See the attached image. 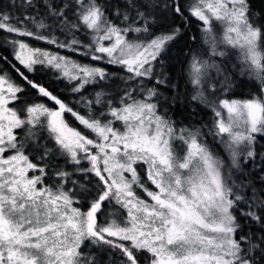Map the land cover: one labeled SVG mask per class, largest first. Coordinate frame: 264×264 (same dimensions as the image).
<instances>
[{
    "label": "snow or ice",
    "instance_id": "obj_1",
    "mask_svg": "<svg viewBox=\"0 0 264 264\" xmlns=\"http://www.w3.org/2000/svg\"><path fill=\"white\" fill-rule=\"evenodd\" d=\"M21 7L19 16L0 10L12 57L0 63L15 73L0 68V264H264V97L228 98L235 84L223 62L238 50L239 73L264 85V8L257 14L253 0ZM193 19L205 47L188 53L191 99L213 117L202 127L174 120L178 97L164 95L175 87L165 61L187 44ZM41 69L75 102L37 82Z\"/></svg>",
    "mask_w": 264,
    "mask_h": 264
},
{
    "label": "trees",
    "instance_id": "obj_2",
    "mask_svg": "<svg viewBox=\"0 0 264 264\" xmlns=\"http://www.w3.org/2000/svg\"><path fill=\"white\" fill-rule=\"evenodd\" d=\"M59 2V0H57ZM22 0H0V10L4 12H8L14 16H19L22 12L25 11L24 8L21 7ZM254 3V11L259 14L260 9L264 8V0H253ZM201 27L200 23L193 19L191 28L188 32V37L186 40H181L177 47H174L170 53L171 59L166 60L165 63L168 65L166 69V75L172 80V91L164 92V95L171 101L173 97H178L176 102L173 104L172 108L169 110V115L172 116L174 120L178 123H182L185 126L193 125L195 127H202L205 125L210 126L212 120V113L209 109L204 107L203 105H197L196 102L192 101L191 97L194 94L191 85L188 83V64L189 50H203L205 46L202 45L200 40V32L198 29ZM196 36V42H191L190 37ZM63 39V37H61ZM36 47H44L51 48L53 51L56 49L53 46H49L44 44L43 42H33ZM180 49L183 51L181 52ZM62 55H67L74 60H77L80 63H88V59L80 56L79 54H74L68 52L64 49L59 50ZM0 55L7 56L10 60L11 57V48L5 42L4 35L0 34ZM13 63H16L13 61ZM19 66V65H18ZM0 68H3L4 71L13 76L15 78V73L11 70V68L3 63H0ZM23 70V69H22ZM111 71H118L115 67L110 69ZM37 82L44 84L49 87V90L53 91L54 94L60 95L62 99H65L69 102L74 103V99L72 94L68 88L65 86V82H61L55 79L52 72H48L47 70L41 69L37 71L35 74H32ZM123 75V73H121ZM235 84V87L232 89L234 92L228 94V98L230 99H253V98H261L264 97V88L260 82H257L252 79L246 78H232ZM98 90V89H97ZM92 89H89L91 92ZM161 91H164L163 87ZM35 93H33V96ZM66 119L69 121L72 127L82 129L83 126L79 125L78 122L74 120L70 115L66 116ZM204 131L207 132L208 128L205 127ZM208 142L212 143V137L209 135L207 137ZM264 139H260L258 137L257 150L264 151ZM217 152L220 150L217 148ZM223 155V153H220ZM62 167L64 166V161L59 159L57 161ZM254 169L250 165L247 171H253ZM111 258H109L110 261ZM109 261H106V264H109Z\"/></svg>",
    "mask_w": 264,
    "mask_h": 264
},
{
    "label": "rangeland",
    "instance_id": "obj_3",
    "mask_svg": "<svg viewBox=\"0 0 264 264\" xmlns=\"http://www.w3.org/2000/svg\"><path fill=\"white\" fill-rule=\"evenodd\" d=\"M213 30L215 32V34L217 36L222 35V26L219 24V22L214 21L213 22ZM228 56L223 58V62H226L227 65L230 68V75L232 76V78H246V79H252L255 80L257 82H260L258 79H256L254 76H252L250 73H246L244 75H241L238 71V68L240 66V61L238 58V50L235 49H228ZM233 65H235L236 67H232ZM232 92H234L232 90ZM231 92V93H232ZM229 93V94H231ZM239 100H246V99H239ZM138 171L141 172V174L143 175V169L140 168L138 169Z\"/></svg>",
    "mask_w": 264,
    "mask_h": 264
},
{
    "label": "water",
    "instance_id": "obj_4",
    "mask_svg": "<svg viewBox=\"0 0 264 264\" xmlns=\"http://www.w3.org/2000/svg\"><path fill=\"white\" fill-rule=\"evenodd\" d=\"M264 86V85H263Z\"/></svg>",
    "mask_w": 264,
    "mask_h": 264
}]
</instances>
